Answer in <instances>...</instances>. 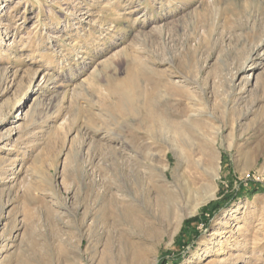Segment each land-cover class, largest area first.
Instances as JSON below:
<instances>
[{"label":"rangeland","instance_id":"1","mask_svg":"<svg viewBox=\"0 0 264 264\" xmlns=\"http://www.w3.org/2000/svg\"><path fill=\"white\" fill-rule=\"evenodd\" d=\"M0 264H264V0H0Z\"/></svg>","mask_w":264,"mask_h":264},{"label":"bare ground","instance_id":"2","mask_svg":"<svg viewBox=\"0 0 264 264\" xmlns=\"http://www.w3.org/2000/svg\"><path fill=\"white\" fill-rule=\"evenodd\" d=\"M248 69V68H247ZM159 84V83H158ZM158 88V87H157ZM164 92L167 93L169 96L171 95V86L169 84H165L163 86ZM157 91V89H156ZM154 91V89H152L150 92H148L146 94V98L141 101V107L138 110V108H136L135 106V101L131 99V97L128 95V93L124 90L119 91V93L116 94V102H115V108L118 111V115L119 117H123L125 116V114H129V116H133L134 113L138 112L141 110V116L139 118V122L141 123V125H150L152 128L154 127V125H163L164 123L166 125H171L170 121L167 119H161L160 117H157V113L155 114L154 110L152 109V101L151 98H155L157 96H159V93ZM166 101H162L160 103V105L165 104L164 106H166ZM136 108V109H135ZM160 115V114H159ZM168 115V117L170 116L169 113L166 114ZM149 134L151 136H155L153 131H148ZM111 187V186H110ZM113 189H116V191H119V188L116 186V188H114L112 186ZM131 201H134L133 198H130ZM107 209L109 210V213L111 214V217L116 216L117 214H122L123 212H133V206L132 203H127V201L125 199H123L122 195H117L115 193H111L109 194V196H107ZM131 206L130 209H128ZM120 216V215H119Z\"/></svg>","mask_w":264,"mask_h":264},{"label":"trees","instance_id":"3","mask_svg":"<svg viewBox=\"0 0 264 264\" xmlns=\"http://www.w3.org/2000/svg\"><path fill=\"white\" fill-rule=\"evenodd\" d=\"M197 219L195 218V219H192L190 222H194V221H196Z\"/></svg>","mask_w":264,"mask_h":264}]
</instances>
